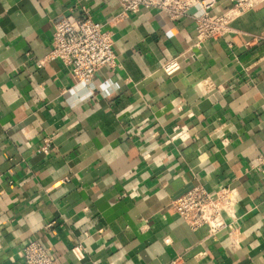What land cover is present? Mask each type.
<instances>
[{
  "label": "crops",
  "instance_id": "obj_1",
  "mask_svg": "<svg viewBox=\"0 0 264 264\" xmlns=\"http://www.w3.org/2000/svg\"><path fill=\"white\" fill-rule=\"evenodd\" d=\"M85 13L117 55L90 87L44 61L57 19ZM262 33L264 0L201 48L190 17L158 9L0 0V264H27L30 240L60 264H264ZM198 183L234 189L232 234L210 237L172 209Z\"/></svg>",
  "mask_w": 264,
  "mask_h": 264
},
{
  "label": "built area",
  "instance_id": "obj_2",
  "mask_svg": "<svg viewBox=\"0 0 264 264\" xmlns=\"http://www.w3.org/2000/svg\"><path fill=\"white\" fill-rule=\"evenodd\" d=\"M263 0H232L230 7L216 11L217 0H117L124 13L142 9H158L171 19L190 17L196 33L195 47L201 48L210 40H226L232 31V23L244 13L252 10ZM264 39V33L258 36ZM116 52L109 32L95 21L89 13L81 17L62 15L54 24L53 49L45 60L59 59L71 66L73 78L91 86L96 72L102 67L116 66ZM44 61H40L42 64ZM181 68L180 57H175L163 66L171 75ZM48 147L46 140L43 148ZM255 168L264 175V155L258 159ZM237 195L231 186H221L213 190L198 183L184 194L174 198L171 207L192 229L208 227L209 236L234 232ZM72 252L79 257L77 250ZM27 264H60L58 257L39 240H30L23 249Z\"/></svg>",
  "mask_w": 264,
  "mask_h": 264
}]
</instances>
